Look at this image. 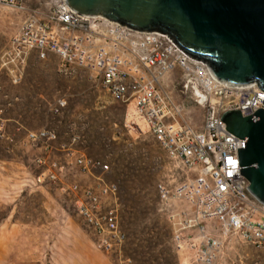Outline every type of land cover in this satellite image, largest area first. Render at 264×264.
Listing matches in <instances>:
<instances>
[{
	"label": "rangeland",
	"instance_id": "rangeland-1",
	"mask_svg": "<svg viewBox=\"0 0 264 264\" xmlns=\"http://www.w3.org/2000/svg\"><path fill=\"white\" fill-rule=\"evenodd\" d=\"M30 5L46 11L50 0ZM26 15L0 3V264H181L184 256L174 247L157 184L184 179L186 171L168 157L134 106L113 100L90 71L66 70L58 56L39 59L32 53L22 82L14 84L1 58ZM62 98L67 104L56 111ZM194 108L195 119L203 116L204 108ZM41 129L55 131L57 138L28 139L29 131ZM79 155L108 162L105 180L119 185L120 222L127 234L120 253L98 245L76 206L82 192L63 190L98 183V172L67 164ZM54 162L66 165L63 171ZM49 167L58 178L40 181ZM114 204L112 197L102 198L104 209ZM206 223L218 233L216 221ZM215 264H264V248L230 236Z\"/></svg>",
	"mask_w": 264,
	"mask_h": 264
},
{
	"label": "built area",
	"instance_id": "built-area-1",
	"mask_svg": "<svg viewBox=\"0 0 264 264\" xmlns=\"http://www.w3.org/2000/svg\"><path fill=\"white\" fill-rule=\"evenodd\" d=\"M31 1L0 0L27 13L1 58V68L14 84L22 82L32 53L39 59L54 54L66 70L81 64L80 68L90 71L108 95L120 102V89L108 88V82L119 75V48H127L128 104L144 119L168 157L186 171L184 179L174 177L157 184L160 203L172 224L174 247L184 256L181 264H215L230 236L264 248V203L249 189L239 161L238 148L245 147L247 140L231 133L224 121L230 110H240L246 116L264 108V90L259 84L238 85L219 79L210 64L185 54L158 32L135 29L103 15L76 12L67 0H50L46 11L31 6ZM175 67H180L202 92V131L177 120L181 109L162 90V77ZM188 89L186 84L184 92ZM66 104V99H60L55 110ZM56 138L55 131L49 129L28 133L30 141ZM72 163L84 172H98V183L85 188L74 183L63 190L82 192L76 206L98 236V245L106 252H122L120 188L116 182L105 180L110 164L85 155L70 156L67 164ZM52 166L63 171L66 165L54 162ZM48 171L39 176L40 181L46 175L58 178L52 167ZM103 197H112L115 204L104 209ZM207 221L217 222L218 233L209 229Z\"/></svg>",
	"mask_w": 264,
	"mask_h": 264
},
{
	"label": "water",
	"instance_id": "water-1",
	"mask_svg": "<svg viewBox=\"0 0 264 264\" xmlns=\"http://www.w3.org/2000/svg\"><path fill=\"white\" fill-rule=\"evenodd\" d=\"M79 13L103 15L158 32L187 55L210 64L221 80L257 82L264 90V0H67ZM227 129L246 139L238 148L241 173L264 203V108L230 110Z\"/></svg>",
	"mask_w": 264,
	"mask_h": 264
},
{
	"label": "crops",
	"instance_id": "crops-1",
	"mask_svg": "<svg viewBox=\"0 0 264 264\" xmlns=\"http://www.w3.org/2000/svg\"><path fill=\"white\" fill-rule=\"evenodd\" d=\"M172 73H175V77L171 80ZM186 84L189 85V89L185 93L184 87ZM195 86L197 85H194L187 80V77L180 67H175L168 71L161 79V87L163 92L167 94L170 99L181 109L180 114L177 116V120L181 123H184L185 125L192 126L198 131H202L204 129L205 108L201 102V97H199L195 92ZM195 105H199L204 108L203 116L197 119L194 117V112H196L194 108Z\"/></svg>",
	"mask_w": 264,
	"mask_h": 264
},
{
	"label": "bare ground",
	"instance_id": "bare-ground-1",
	"mask_svg": "<svg viewBox=\"0 0 264 264\" xmlns=\"http://www.w3.org/2000/svg\"><path fill=\"white\" fill-rule=\"evenodd\" d=\"M119 75H113L108 82V88L120 89V102L128 103V73H127V48H119ZM81 64H73V67H80ZM198 86V85H197ZM195 86V92L204 100L199 87ZM127 241V234L124 232V245Z\"/></svg>",
	"mask_w": 264,
	"mask_h": 264
},
{
	"label": "trees",
	"instance_id": "trees-1",
	"mask_svg": "<svg viewBox=\"0 0 264 264\" xmlns=\"http://www.w3.org/2000/svg\"><path fill=\"white\" fill-rule=\"evenodd\" d=\"M2 151L3 150L0 148V158L4 156Z\"/></svg>",
	"mask_w": 264,
	"mask_h": 264
}]
</instances>
